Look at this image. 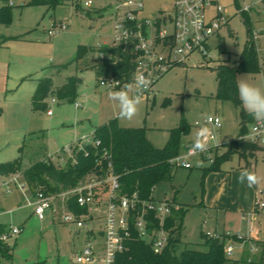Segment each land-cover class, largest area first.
<instances>
[{
	"label": "rangeland",
	"instance_id": "rangeland-1",
	"mask_svg": "<svg viewBox=\"0 0 264 264\" xmlns=\"http://www.w3.org/2000/svg\"><path fill=\"white\" fill-rule=\"evenodd\" d=\"M87 1L62 0L54 7L30 4V0L8 2L11 21L8 25L0 22V162L21 157V167L26 168L49 157L65 166L72 157V146H80L87 136L92 138L94 127L113 118L121 126L144 127L157 147H163L169 130L185 120L190 131L181 138L179 154L183 156L185 145L194 140V133L205 125L203 121L217 115L221 126L206 124L215 134V139L209 140V146L213 145L209 155L187 157L188 168L175 164L173 180L157 184L155 196L166 197L184 209L182 246L204 249L203 234H217L224 236L225 247L233 246L232 253L227 254L228 264H258L256 259L264 252V216L254 207L259 190L264 188V150L246 159L233 153L219 168L211 165L216 155L226 150L224 145L237 138L243 112H247L241 102L216 97L214 68L218 63L238 64L251 31L259 70L239 71L236 78L238 82L243 77L264 89V0H218L227 23L209 38L210 56L193 52L184 64H175L158 77L144 96L133 88L129 94L141 95L142 104L130 121L119 118L118 103L109 97V92L128 85L105 87L92 64L100 61L97 45L112 43V9L116 4L119 13L134 9L139 0H129L128 5L120 0ZM142 1L140 18L170 11L173 0ZM2 4L0 0V7ZM215 12L214 5L206 8L208 16ZM164 27L168 32L173 29L169 21ZM79 45L88 47L87 55L75 60ZM68 74L82 77L75 100L50 94L46 101L52 112L48 113V108L34 110V81L23 78L52 76L57 86ZM250 125L246 122V128ZM245 170L256 173L260 182L252 187L241 183L239 177ZM18 184H24V189H18ZM29 199H33V193L19 172L0 179V222L6 230L11 225L23 229L6 240L13 252L11 257L0 255V264H71L87 240L93 242L95 252L103 250V203L86 216L88 227L95 232L92 234L87 228L63 222L61 214L52 208L43 218L32 215Z\"/></svg>",
	"mask_w": 264,
	"mask_h": 264
},
{
	"label": "trees",
	"instance_id": "trees-1",
	"mask_svg": "<svg viewBox=\"0 0 264 264\" xmlns=\"http://www.w3.org/2000/svg\"><path fill=\"white\" fill-rule=\"evenodd\" d=\"M1 1L3 4L0 7V22L8 25L11 21L9 0ZM60 2L62 0H30L29 3L54 7ZM86 51H88L86 45H79L75 60L83 58ZM96 51H103L106 54L104 59L92 64L98 76L113 74L125 85L131 83L134 69V52L131 44H128L125 49L122 45L117 47L104 45ZM214 70L218 81L216 97L230 98L240 103L237 92V72L259 70L252 31L241 53L239 63H218ZM32 79L35 81V89L31 98L34 110L47 109L46 99L50 94L58 99L75 100L78 87L82 82V78L76 74L67 75L57 86H54L52 76H39ZM253 120L254 118L248 112H243L239 135L224 145L226 150L221 155H216L211 168H219L220 164L233 153H238L246 159L264 149L259 144L240 137L247 130L246 122ZM189 131L190 125L182 120L177 127L169 130L170 136L166 144L163 147H157L146 136L144 127L121 126L117 119L113 118L94 127L92 136L99 139L100 143L74 145L72 157L65 166L58 165L51 158L45 157L22 168L21 157H18L0 162V177L19 172L33 194L38 189L47 193H58L78 185L91 174L105 175L107 160L102 157V153L107 150L111 154L114 172L119 175V191L128 194L137 192L140 196L141 210L142 201H151L156 198L157 184L173 180V166L170 159L179 154L181 138ZM68 208L77 214L88 212V208L80 206L75 197L68 200ZM148 216L151 221L148 229L151 231L154 227H158L159 219L153 211H148ZM183 216L184 209L178 207L173 208L172 213L166 217L165 228L169 235L167 244L161 251H155L151 242L139 236L132 222L131 233L125 238L126 247L117 253L113 264H228L229 258L225 252L224 236L204 233V249L189 247L186 244L181 245ZM5 230V226L0 224V234ZM12 249L13 246L0 239V255L11 257ZM258 263L264 264V257H261Z\"/></svg>",
	"mask_w": 264,
	"mask_h": 264
},
{
	"label": "built area",
	"instance_id": "built-area-1",
	"mask_svg": "<svg viewBox=\"0 0 264 264\" xmlns=\"http://www.w3.org/2000/svg\"><path fill=\"white\" fill-rule=\"evenodd\" d=\"M122 4H130L129 0H120ZM11 3V0H9ZM90 4V0L86 2ZM214 5L215 14L208 16L206 8ZM264 5V3H263ZM143 8V1L136 2V8L125 9L118 12V4L112 9L113 32L112 47L122 45L125 49L131 44L134 52V69L131 83L134 77L143 74L151 81L147 89L139 90V94L144 96L151 90L152 85L170 67L178 63H185L186 58L193 52L199 51L203 56H210L208 40L218 32L219 28L227 23L224 7L218 0H187L182 5L181 0H173L170 11H162L157 16L140 18L139 12ZM198 18L199 22L193 27L192 21ZM169 21L173 29L168 32L165 30L166 23ZM64 26L65 23L61 22ZM50 34L54 30H49ZM104 45H97L98 48ZM99 52V58L104 59L106 54ZM100 84L108 88H116L125 84L121 79L113 74L99 76ZM54 100V97H53ZM75 105L79 103L75 101ZM51 113V109H47ZM204 124H212L216 127L221 126V118L217 115H210L204 121ZM251 125L240 136L247 141L259 144L264 148V124L258 123L255 119L250 122ZM200 125V122H196ZM215 139L213 133L210 140ZM193 141L185 145L186 152L183 156L178 154L170 159L172 166L181 165L190 167L187 157L196 154L208 156L210 145L204 152L193 153L191 147ZM99 144L100 140L93 136H87L80 144ZM73 147V146H72ZM264 150V149H263ZM102 157L107 160V172L103 176L91 174L82 180L78 185L60 191L58 193H47L38 189L33 194V199L28 200V204L34 206V213L43 218L47 209H53L55 213L61 214V220L65 223H73L76 228H87L94 234L92 228L88 227L86 216L92 215V211L98 208V204L103 203L105 227L101 231L104 235L103 250L95 252L93 242L87 240L84 246L76 253L71 264H113L118 252L125 249V238L130 235L132 222L138 235L151 242L155 251H161L168 241V231L165 228L166 217L172 213L173 208L178 205L173 204L167 198H155L151 201H142L140 210V196L137 192L132 194L121 193L119 175L114 172L111 160V154L104 150ZM18 189L23 190L24 184H18ZM104 187V190H103ZM76 198L80 206H86L88 212L77 214L68 208V200ZM102 207V206H101ZM255 211L264 216V188L260 189L255 200ZM148 211L155 212L159 219L158 227L151 231L148 225L151 222L148 218ZM92 218V217H90ZM21 226L11 225L8 230L0 234V239L6 241L8 238L20 233ZM243 236H239L241 238ZM233 246L225 247L226 254H231Z\"/></svg>",
	"mask_w": 264,
	"mask_h": 264
},
{
	"label": "clouds",
	"instance_id": "clouds-1",
	"mask_svg": "<svg viewBox=\"0 0 264 264\" xmlns=\"http://www.w3.org/2000/svg\"><path fill=\"white\" fill-rule=\"evenodd\" d=\"M182 5L187 3V0H181ZM198 18L192 21L193 27H196ZM151 85L150 79L143 74L136 75L132 83L127 88L109 92V97L118 103L119 118L123 120H132L137 116L140 105L142 104V96L130 95L134 89H147ZM238 98L247 111L258 123L264 124V89L250 83L247 79L241 77L237 82ZM213 136V129L209 126L202 125L194 133V141L191 147L193 153L204 152L209 147V140ZM261 177L251 171H242L239 177L241 183L247 182L249 187H252L260 182Z\"/></svg>",
	"mask_w": 264,
	"mask_h": 264
},
{
	"label": "crops",
	"instance_id": "crops-1",
	"mask_svg": "<svg viewBox=\"0 0 264 264\" xmlns=\"http://www.w3.org/2000/svg\"><path fill=\"white\" fill-rule=\"evenodd\" d=\"M86 55H87V54H85L84 57H85ZM84 57H83V58H84ZM81 59H82V58H81ZM94 64H95V63H94ZM90 67H91V66H90ZM57 68H58V67H57ZM59 69H60V68H58L57 70H59ZM68 75H70V74H68ZM76 75H78V74H76ZM66 76H67V75H66ZM66 76H65V77H66ZM78 76H79V75H78ZM36 77H39V76H36ZM65 77H64V78H65ZM80 77H81V76H80ZM27 78H28V79H32V78H34V77H31V76H28V77H27V76H26V79H27ZM81 78H82V77H81ZM23 80H24V78H23ZM32 80H33V79H32ZM33 81H34V80H33ZM34 89H35V81H34ZM33 92H34V91H33ZM32 94H33V93H32ZM31 98H32V95H31ZM31 105H32V104H31ZM149 140H150V139H149ZM42 159H43V158H42ZM4 177H6V176H1L0 179H1V178H4ZM3 182H5V181H3ZM156 198H159V199H160V198H166V197H161V196L158 197V196H156ZM29 205H30V204H29ZM30 206H32V208H33L32 211H31L32 215L37 216V215L34 213V206H33V205H30ZM53 212H54V211H53ZM0 213H1V211H0ZM54 213H55V212H54ZM37 217H38V216H37ZM38 218H39V217H38ZM0 224L4 225V223H1V222H0ZM21 227H22V226H21ZM22 230H23V229H22ZM12 250H13V249H12ZM12 252H13V251H12ZM261 257H264V252H262V253L259 254V257L256 259V263H258V261H259V259H260ZM71 262H72V261H71ZM99 263H101V262H99ZM34 264H43V261H40V262H37V263H34ZM258 264H259V263H258Z\"/></svg>",
	"mask_w": 264,
	"mask_h": 264
}]
</instances>
